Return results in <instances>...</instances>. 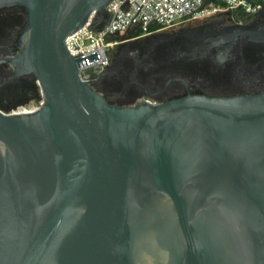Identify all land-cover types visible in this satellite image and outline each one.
Masks as SVG:
<instances>
[{
	"label": "water",
	"instance_id": "obj_1",
	"mask_svg": "<svg viewBox=\"0 0 264 264\" xmlns=\"http://www.w3.org/2000/svg\"><path fill=\"white\" fill-rule=\"evenodd\" d=\"M112 1L0 0L44 98L0 107V264H264V90L109 102L66 38Z\"/></svg>",
	"mask_w": 264,
	"mask_h": 264
},
{
	"label": "flooded vegetation",
	"instance_id": "obj_2",
	"mask_svg": "<svg viewBox=\"0 0 264 264\" xmlns=\"http://www.w3.org/2000/svg\"><path fill=\"white\" fill-rule=\"evenodd\" d=\"M25 22L23 6L0 7V104L3 107L17 106L33 91L34 75L15 76L5 59L19 52ZM188 23L167 49H158L156 43L147 40L138 46L136 41H122L117 46L120 60L110 59L97 83L107 100L122 105L147 98L161 102L187 91L231 95L264 90V6L247 20L227 12L224 18ZM132 48L139 50L129 52ZM27 105L19 108L24 110Z\"/></svg>",
	"mask_w": 264,
	"mask_h": 264
},
{
	"label": "built area",
	"instance_id": "obj_3",
	"mask_svg": "<svg viewBox=\"0 0 264 264\" xmlns=\"http://www.w3.org/2000/svg\"><path fill=\"white\" fill-rule=\"evenodd\" d=\"M263 6L264 0H113L105 12H93L82 28L68 35L66 44L74 55L84 52L86 56L98 51L99 59L79 67L83 80L99 77L87 81L96 87L110 62V48L123 41L120 34L129 33L131 38H136L217 12H228L247 20ZM235 11H242L243 15H236ZM136 31L140 33L132 36ZM36 83L39 86L38 79ZM147 101L156 102L152 98H147ZM43 103L42 95L34 101L36 108Z\"/></svg>",
	"mask_w": 264,
	"mask_h": 264
},
{
	"label": "rangeland",
	"instance_id": "obj_4",
	"mask_svg": "<svg viewBox=\"0 0 264 264\" xmlns=\"http://www.w3.org/2000/svg\"><path fill=\"white\" fill-rule=\"evenodd\" d=\"M219 4L223 5V3H221V2ZM234 14L242 16L243 12L242 11H235ZM225 16H226V13H222V14L214 13L212 15H209V16H206L203 18H198V19L192 20L191 22L203 21V20L204 21H212L214 19L224 18ZM232 16L235 18L237 17L235 15H232ZM188 24L189 23L187 22V23L177 25V26L172 27V28L159 30V31H156L155 33L150 34V36H148V37L146 36V37H141V38H131L129 33H125V34H120V38H123V41H124L123 43H126L127 40L133 41V42L136 41L138 43L137 46L140 44H143L144 41L147 40V41L156 43L154 46L157 47L158 49H160V48L167 49V47H169L170 43L173 40L178 39L179 35L181 34V31L185 27H187ZM137 33H140V31H136L133 34H137ZM129 39H132V40H129ZM123 43H119L118 45H115L112 48H110V51H109L110 52V59H112L114 62L115 61L117 62L120 60L119 48H117V46L122 45ZM137 50H139V49L138 48H132V49H130L129 52H136ZM96 87H97V85H96ZM32 88H33V91L27 93V95H26V101L20 102L16 107H13V106L9 107V110H13V109L19 110L20 109L19 107H23V106L39 99L41 96V91H40V87L36 83V80H33ZM0 107H1V104H0Z\"/></svg>",
	"mask_w": 264,
	"mask_h": 264
},
{
	"label": "bare ground",
	"instance_id": "obj_5",
	"mask_svg": "<svg viewBox=\"0 0 264 264\" xmlns=\"http://www.w3.org/2000/svg\"><path fill=\"white\" fill-rule=\"evenodd\" d=\"M36 105L34 104V102H31L30 104L27 105V107L24 110H14L13 112L15 113H24V112H31L36 110Z\"/></svg>",
	"mask_w": 264,
	"mask_h": 264
},
{
	"label": "trees",
	"instance_id": "obj_6",
	"mask_svg": "<svg viewBox=\"0 0 264 264\" xmlns=\"http://www.w3.org/2000/svg\"><path fill=\"white\" fill-rule=\"evenodd\" d=\"M139 33H137V34H133L132 36H135V35H138Z\"/></svg>",
	"mask_w": 264,
	"mask_h": 264
}]
</instances>
